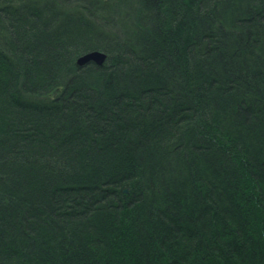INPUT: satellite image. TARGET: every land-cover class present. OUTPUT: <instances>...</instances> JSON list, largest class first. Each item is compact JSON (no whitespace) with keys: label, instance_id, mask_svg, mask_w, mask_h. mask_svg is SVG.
<instances>
[{"label":"trees","instance_id":"obj_1","mask_svg":"<svg viewBox=\"0 0 264 264\" xmlns=\"http://www.w3.org/2000/svg\"><path fill=\"white\" fill-rule=\"evenodd\" d=\"M0 264H264V0H0Z\"/></svg>","mask_w":264,"mask_h":264},{"label":"water","instance_id":"obj_2","mask_svg":"<svg viewBox=\"0 0 264 264\" xmlns=\"http://www.w3.org/2000/svg\"><path fill=\"white\" fill-rule=\"evenodd\" d=\"M107 55L103 52H100V51H92V52H89L83 56H81L79 59H78V62L80 64H84L86 62H89L90 60H96V62H98L99 64H102L103 61L106 59Z\"/></svg>","mask_w":264,"mask_h":264},{"label":"rangeland","instance_id":"obj_3","mask_svg":"<svg viewBox=\"0 0 264 264\" xmlns=\"http://www.w3.org/2000/svg\"><path fill=\"white\" fill-rule=\"evenodd\" d=\"M93 51H100V52H103V53H106L105 51H102V50H93ZM92 52V51H91ZM85 55V54H84ZM81 57V55L77 58V60H76V63L79 65V66H85L86 64H90V63H95V64H97V65H104L106 62H107V59H108V57H106V59L103 61V63L102 64H99L98 62H96V60H90L89 62H86V63H84V64H80L79 62H78V59Z\"/></svg>","mask_w":264,"mask_h":264},{"label":"bare ground","instance_id":"obj_4","mask_svg":"<svg viewBox=\"0 0 264 264\" xmlns=\"http://www.w3.org/2000/svg\"><path fill=\"white\" fill-rule=\"evenodd\" d=\"M89 52H91V51H88V52H86V53H84V54H87V53H89ZM84 54H82L81 56H83ZM106 55H107V57H108V54L107 53H105Z\"/></svg>","mask_w":264,"mask_h":264}]
</instances>
